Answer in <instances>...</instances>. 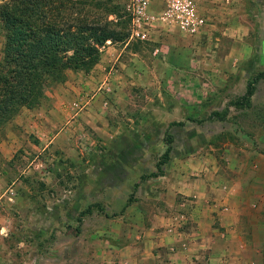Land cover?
Listing matches in <instances>:
<instances>
[{
	"label": "rangeland",
	"instance_id": "rangeland-1",
	"mask_svg": "<svg viewBox=\"0 0 264 264\" xmlns=\"http://www.w3.org/2000/svg\"><path fill=\"white\" fill-rule=\"evenodd\" d=\"M110 1L123 43L125 2ZM203 9L206 36L158 31L147 43L165 70L151 63L121 77L134 85L111 86L119 69L99 70L100 57L90 70L66 71L37 106L1 127L0 264H114L129 246L149 250L164 201L146 186L159 190L176 157L206 159V144L221 162L232 152L247 159L264 223V77L256 79L264 73V0H209ZM154 47H162L157 55ZM249 250L256 256L240 264H264V244Z\"/></svg>",
	"mask_w": 264,
	"mask_h": 264
},
{
	"label": "crops",
	"instance_id": "crops-1",
	"mask_svg": "<svg viewBox=\"0 0 264 264\" xmlns=\"http://www.w3.org/2000/svg\"><path fill=\"white\" fill-rule=\"evenodd\" d=\"M10 1L0 0V5ZM115 16L118 17L110 18ZM1 30L0 21V59L5 39ZM153 34L151 42H156ZM137 41L131 37L130 25V37L125 42L109 40L100 48L101 61L96 68L104 72L112 64L119 69L112 68L115 76L110 81L111 86L134 85L135 81L129 78L120 82L121 77L124 73L129 75L134 70L146 69L151 63H159L161 71L165 70L147 51L151 42L140 46L133 43ZM161 49L154 47V55ZM91 78L86 76V83ZM96 80L107 83L106 77ZM207 147L215 152L218 149L208 144L203 146L207 160L176 157L165 175L156 180L161 187L159 190L146 186L149 198L154 199L158 194L161 202H168L169 207L163 202V208L153 213L157 221L149 230L150 249L141 252L129 246L126 255L123 249L114 257V264H240L245 263L247 257L256 256L249 247L263 246L264 223L254 172L247 170V159L235 157L232 152L226 162H221L215 154L206 152ZM229 147L235 150L233 144Z\"/></svg>",
	"mask_w": 264,
	"mask_h": 264
},
{
	"label": "trees",
	"instance_id": "trees-1",
	"mask_svg": "<svg viewBox=\"0 0 264 264\" xmlns=\"http://www.w3.org/2000/svg\"><path fill=\"white\" fill-rule=\"evenodd\" d=\"M118 12L110 0H11L0 5L5 36L0 61V129L22 108L37 106L46 86L61 82L66 71L93 68L107 41H124L126 35L114 31L110 20ZM262 77L264 73L256 79ZM254 93L250 84L247 99ZM170 150L163 164L169 162Z\"/></svg>",
	"mask_w": 264,
	"mask_h": 264
},
{
	"label": "built area",
	"instance_id": "built-area-1",
	"mask_svg": "<svg viewBox=\"0 0 264 264\" xmlns=\"http://www.w3.org/2000/svg\"><path fill=\"white\" fill-rule=\"evenodd\" d=\"M214 1L228 5L234 0ZM124 2L132 39L151 42L154 32L170 30L190 38L208 34L210 23L203 6L209 0H124Z\"/></svg>",
	"mask_w": 264,
	"mask_h": 264
}]
</instances>
